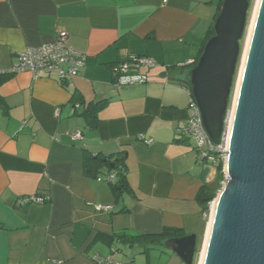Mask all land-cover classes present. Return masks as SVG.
<instances>
[{
	"label": "crops",
	"instance_id": "1",
	"mask_svg": "<svg viewBox=\"0 0 264 264\" xmlns=\"http://www.w3.org/2000/svg\"><path fill=\"white\" fill-rule=\"evenodd\" d=\"M220 1L0 0V75L61 32L87 55L65 84L57 72L0 83V264H185L131 240L167 228L197 235L199 251L205 198L222 183L183 133L193 114L185 80ZM131 55L155 66L142 71L147 83L118 88L113 66ZM117 153L127 179L119 197L85 169L87 157ZM31 195L49 201H19Z\"/></svg>",
	"mask_w": 264,
	"mask_h": 264
},
{
	"label": "water",
	"instance_id": "2",
	"mask_svg": "<svg viewBox=\"0 0 264 264\" xmlns=\"http://www.w3.org/2000/svg\"><path fill=\"white\" fill-rule=\"evenodd\" d=\"M250 8L251 0H223L215 34L188 77L215 146L231 114L224 181L198 264H264V0L258 4L235 97ZM164 247L194 264L197 235L169 239Z\"/></svg>",
	"mask_w": 264,
	"mask_h": 264
},
{
	"label": "built area",
	"instance_id": "3",
	"mask_svg": "<svg viewBox=\"0 0 264 264\" xmlns=\"http://www.w3.org/2000/svg\"><path fill=\"white\" fill-rule=\"evenodd\" d=\"M67 34L59 33L51 43H46L37 47H29L18 53V64L5 69L1 75H17L29 73L34 79L42 76H50L57 72L61 83L71 82L74 77H77L82 71L87 61V55L82 51L71 48L67 45ZM187 65H191L187 63ZM155 66V61L150 57L131 55L122 62L113 66V84L120 88L131 85H143L147 83V76L142 71L149 70ZM190 97V106L193 109V114L189 118L187 125L183 129L184 135L194 142L195 148L199 153L198 161L201 163H211L219 166L223 165L227 158V142L230 131L231 114L225 119L224 134L219 146H215L207 132L199 112L198 106L193 98L190 89H187ZM78 108L79 106L76 105ZM55 115H59V110L55 111ZM80 132L76 134L80 137ZM148 144L152 140L147 141ZM105 181L109 184H115L117 181L116 173H107L104 175ZM103 177L99 176L98 181H103ZM21 203L44 205L49 201V198L41 195H31L21 197ZM214 202L209 204V214L212 212ZM99 211H111V207H97ZM207 215V217H208ZM100 264H123L108 258L102 260Z\"/></svg>",
	"mask_w": 264,
	"mask_h": 264
},
{
	"label": "trees",
	"instance_id": "4",
	"mask_svg": "<svg viewBox=\"0 0 264 264\" xmlns=\"http://www.w3.org/2000/svg\"><path fill=\"white\" fill-rule=\"evenodd\" d=\"M222 2L223 0H221L219 3L213 24L211 25L207 33V36L204 39L203 45L201 46L200 53L194 63V66L196 65L197 61L202 55L205 44L215 34L214 33V23L219 14ZM7 78L8 76L0 75V83H3L4 81H6ZM188 79L189 78L185 80V84L187 88L191 90ZM95 115L96 113H90L88 119L89 120L94 119ZM124 159H125V156H123L122 153H117V154L110 155V156H106L102 154H98L94 156L92 155V156L87 157L85 161V169L89 175H96V177L99 175H105L107 173L115 172L117 176V181L115 184H110V185L113 188L115 196L119 197L120 195H122V193L125 190H127V181H126L127 179H126ZM218 168L220 171V179H221L220 181L222 183L224 181L223 165H219ZM215 198H216V194H213L210 197L205 198L206 201L203 204V210L206 213V215L209 214L208 203L213 201ZM182 232H183L182 230L167 228L161 234L141 235L138 237H132L131 240L139 242V244H142L145 246V249H148L150 247H155V246H160V245L164 246L165 242L169 239L184 237L183 236L184 234H182Z\"/></svg>",
	"mask_w": 264,
	"mask_h": 264
},
{
	"label": "bare ground",
	"instance_id": "5",
	"mask_svg": "<svg viewBox=\"0 0 264 264\" xmlns=\"http://www.w3.org/2000/svg\"><path fill=\"white\" fill-rule=\"evenodd\" d=\"M259 1L260 0H257L251 24L249 25V27L247 29L248 30V36H247V39H246L245 48H244V51H243V54H242V58H241V61H242L241 62V69L239 70V76H238V82H237L235 97H236L237 92H238V87H239V83H240V77H241L242 69H243V66H244V63H245V59H246V55H247V51H248V47H249V43H250V39H251V34H252V30H253V24H254L256 12H257V9H258ZM215 205L216 204L213 205L212 212H211V215H210V222H209V225H208L209 228H208L207 234L205 236V243H206V241L208 240V237H209V232H210L211 225H212V217H213V214H214ZM205 247H206V245H205Z\"/></svg>",
	"mask_w": 264,
	"mask_h": 264
},
{
	"label": "rangeland",
	"instance_id": "6",
	"mask_svg": "<svg viewBox=\"0 0 264 264\" xmlns=\"http://www.w3.org/2000/svg\"><path fill=\"white\" fill-rule=\"evenodd\" d=\"M256 3H257V0H251V8H250V11H249L248 27H249V25L251 24V21H252V18H253V14H254V9H255ZM247 36H248V30H247L246 33H245V37H244L243 40L241 41V48H242L241 54H243V51H244V48H245V43H246ZM190 71H191V69L189 70V72H190ZM232 98H233V95H232V97H231V102H232ZM230 111H231V107H230ZM223 168H224V166H223ZM99 176L103 177L102 175H99ZM104 180H105V178H104ZM200 244H202V243H200ZM164 250H165V249H163V251H164ZM201 250H202V247H201V245H200V247H199V251H198V253H197V255H196V258H195V264H198V261H199V255H200ZM126 252H127V251H126ZM167 254H171V252L167 250L166 253H165L164 255H167ZM128 256H129V255H128ZM157 263H158V262H157Z\"/></svg>",
	"mask_w": 264,
	"mask_h": 264
},
{
	"label": "clouds",
	"instance_id": "7",
	"mask_svg": "<svg viewBox=\"0 0 264 264\" xmlns=\"http://www.w3.org/2000/svg\"><path fill=\"white\" fill-rule=\"evenodd\" d=\"M191 65H194V64H191ZM224 169V168H223ZM223 183V182H222ZM215 201V199L213 200V201H211V203L212 202H214ZM211 215V214H210ZM210 215H208V217H207V219L209 220L210 219ZM209 222V221H208Z\"/></svg>",
	"mask_w": 264,
	"mask_h": 264
}]
</instances>
